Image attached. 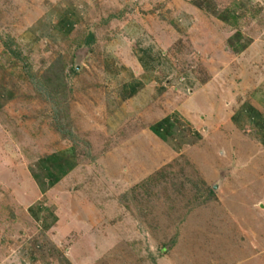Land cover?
<instances>
[{
	"label": "rangeland",
	"instance_id": "1",
	"mask_svg": "<svg viewBox=\"0 0 264 264\" xmlns=\"http://www.w3.org/2000/svg\"><path fill=\"white\" fill-rule=\"evenodd\" d=\"M21 1L0 0V83L15 89L0 109V264H264V141L257 128L248 119L237 125L230 113L217 117L226 103L217 94L210 119L217 126L206 127L203 139L181 153L143 132L136 141L116 140L106 149L110 142L98 140L94 130L103 129L96 125L95 102L84 98L92 67L71 72L83 48H68L92 29L102 30L100 43L109 35L112 43L129 40L117 28L126 31L133 17L157 38L166 35L163 45L179 72L223 77L225 94L235 86L238 107L243 88L264 89V0H203V9L191 0H88L87 27L81 23L69 41L44 43L47 51L22 49L27 61L15 58L11 65L3 41L26 33L36 17H29L34 4ZM117 13L129 18L113 20L119 22L115 33L105 32ZM229 38L246 43L249 52L235 53ZM57 54L65 57L66 79L82 90L74 96L66 91L50 98L24 72L41 75ZM203 97H196L200 105L209 102ZM63 125L74 140L63 134ZM41 140L46 152L56 141L76 144L79 163L36 201L25 156L39 153ZM38 203L48 210L38 214Z\"/></svg>",
	"mask_w": 264,
	"mask_h": 264
},
{
	"label": "crops",
	"instance_id": "2",
	"mask_svg": "<svg viewBox=\"0 0 264 264\" xmlns=\"http://www.w3.org/2000/svg\"><path fill=\"white\" fill-rule=\"evenodd\" d=\"M21 2L34 4L29 7L31 8L29 17L34 15L36 17L32 25L27 27V32L20 33L16 40L23 50L39 46V49L43 48L45 51L48 50V45L54 46L63 40L69 41L73 34L81 30L78 29L82 26H80L81 23H85L87 27L86 12L92 3L88 0H22ZM22 4L21 9H23ZM25 11L28 12V10ZM25 13L23 11L20 20H23ZM112 15L110 17L114 18L109 21V27L105 32L114 30L115 33L116 29L112 28H116L119 22H113V20L122 18L125 21L126 19L120 13ZM130 18L129 20L132 21L130 26L128 25L130 28L127 27L126 31L122 29L123 25L117 28L118 33L127 34L129 40L125 37H116L117 39L114 37L115 42L112 43L109 42L113 40L112 35H109L110 38H106L107 42L100 43L99 37L102 36V30L96 32V29H92L83 31V34L85 32L84 38L90 34L93 35L90 44L80 42L82 38L79 41L83 44L82 47L79 42L71 43V41L68 45V48H75V46L83 48L76 47V49H81L78 54L77 51L75 53V58L80 55L81 59L77 73L81 71L83 73L87 65L92 67L91 79L84 80V85H88L83 88L87 95L84 98H87L89 102H95L96 110L92 107L91 109L98 115L96 125H101L103 129L97 131L94 128V130L99 133L98 140L110 142L104 146L106 149L115 146L116 140L123 143L128 140L136 141L143 132L147 138L153 139L168 150L181 153L182 150L203 139L206 127L217 126L210 120L214 114L211 99L217 94L226 99L225 106H219L223 110H219L217 117L230 113V120L240 126L248 119V122L257 128V132L262 134V141H264L262 113L264 111V89L256 90L249 86L245 91L243 88L240 91L243 99L240 100L239 97L240 104L237 107L235 101L238 93L235 86L230 88L228 94H225L224 92H228L227 85H223L219 80L224 79L223 77L211 74L205 79H197L189 73L179 72L174 57L163 45L167 38H165L166 35L159 39L156 31L146 29L140 25L139 21L132 20L133 17ZM103 26L106 27V24ZM247 50L245 48L241 53L249 52ZM245 57L248 61L252 59L249 55ZM240 66L245 74V65L243 67L241 63ZM216 80H218L217 83ZM67 82L71 87V95L75 91H82L75 84L73 85L70 79H67ZM10 94L13 95L12 98ZM14 95L13 84L0 83V109L13 99ZM202 96L204 100L209 101L206 105H200L196 101V97ZM42 142L43 140L36 142L40 149L39 153L38 151H27L25 156L28 161L27 172L30 188L37 189L36 201L48 197L52 189L70 177L79 163L76 144H71V142L59 144L56 141L55 144L50 143L49 145L53 149L46 152ZM112 169L114 168L110 167V172ZM105 173L108 174V172ZM41 204L36 205L38 214L48 210Z\"/></svg>",
	"mask_w": 264,
	"mask_h": 264
},
{
	"label": "trees",
	"instance_id": "3",
	"mask_svg": "<svg viewBox=\"0 0 264 264\" xmlns=\"http://www.w3.org/2000/svg\"><path fill=\"white\" fill-rule=\"evenodd\" d=\"M192 4L197 7L198 9H203V0H191ZM222 20H226V17L222 16L220 17ZM9 40V41H8ZM91 40H93V35L90 34L84 39L85 44H90ZM232 39L229 38L228 44L230 45L231 49L236 53L241 52L243 49L246 48L247 44L246 43H239L238 41H233L231 42ZM5 45V51L9 53L10 57L9 61L11 65H16L15 58L20 59L23 62L27 61V56L23 55L21 51L22 48L18 41L14 39L12 36L10 39H6L3 41ZM83 45V44H81ZM80 45V46H81ZM21 48V49H19ZM64 56L57 54L55 59L44 69V71L41 73L39 76H35L31 70L28 71V69H25V73L28 74L30 79H36V82H38L36 89L42 88L41 90L48 91V95L50 98H55L57 99V96H66V91L67 93L70 94L71 87L69 86L67 82V74L65 72L67 64L65 63V60L63 59ZM77 57V56H76ZM65 58V57H64ZM27 66V65H26ZM71 72H76V67L73 65L70 68ZM0 70H5L3 66H0ZM38 79V80H37ZM35 82L34 80H32ZM40 94L42 91L39 92ZM12 98V94L9 95ZM62 112H60L61 114ZM64 114V113H63ZM68 114V113H66ZM58 126V125H57ZM63 131L67 128L65 125H63ZM68 132V134H67ZM63 134L70 139L75 138V135H70V128L66 132H63ZM73 136V138H71ZM65 137V138H66ZM74 140V139H73Z\"/></svg>",
	"mask_w": 264,
	"mask_h": 264
},
{
	"label": "water",
	"instance_id": "4",
	"mask_svg": "<svg viewBox=\"0 0 264 264\" xmlns=\"http://www.w3.org/2000/svg\"><path fill=\"white\" fill-rule=\"evenodd\" d=\"M79 68V65H76V69H78Z\"/></svg>",
	"mask_w": 264,
	"mask_h": 264
}]
</instances>
